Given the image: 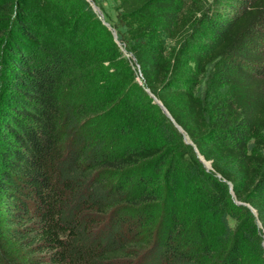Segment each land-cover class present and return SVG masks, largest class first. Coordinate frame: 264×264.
<instances>
[{
	"label": "trees",
	"instance_id": "16d2710c",
	"mask_svg": "<svg viewBox=\"0 0 264 264\" xmlns=\"http://www.w3.org/2000/svg\"><path fill=\"white\" fill-rule=\"evenodd\" d=\"M114 9L0 0V264H264V0Z\"/></svg>",
	"mask_w": 264,
	"mask_h": 264
},
{
	"label": "rangeland",
	"instance_id": "374dc122",
	"mask_svg": "<svg viewBox=\"0 0 264 264\" xmlns=\"http://www.w3.org/2000/svg\"><path fill=\"white\" fill-rule=\"evenodd\" d=\"M95 1L99 9L103 12L102 17L112 20L115 18L114 6L118 0H95ZM189 1H194L196 7L199 8L197 15L200 18L203 16L202 12L204 14L206 13L210 14L211 12H213L217 7V2H218V0H189ZM124 52L127 54V56H130V53L125 51V49Z\"/></svg>",
	"mask_w": 264,
	"mask_h": 264
},
{
	"label": "water",
	"instance_id": "95a60500",
	"mask_svg": "<svg viewBox=\"0 0 264 264\" xmlns=\"http://www.w3.org/2000/svg\"><path fill=\"white\" fill-rule=\"evenodd\" d=\"M89 1L91 2L93 8L97 11V13L99 14V16L102 17V12H101V10L99 9V7L97 6V4H96L93 0H89ZM113 32H114V34H116L115 31H113ZM150 94L153 96V98L155 99V101L160 105L161 109H162V110H163V111H164V112L170 117V119L174 122V124L178 127V129H179L180 131L183 132L184 139H185L187 142L191 143V140L189 139V137L187 136V134L182 130L181 126L178 125V124L174 121V119L172 118L171 114L169 113V111L167 110V108L165 107V105H164V104H163L158 98H156L155 95H153L152 93H150ZM195 149H196V147H195ZM196 151H197V149H196ZM199 157H200V159L203 161L204 165H205L207 168L211 166V162H210V160H206V159H204V157H203L202 154H199ZM230 188L232 189V185H230ZM252 210L255 212L254 209H252ZM255 213H256V212H255Z\"/></svg>",
	"mask_w": 264,
	"mask_h": 264
}]
</instances>
